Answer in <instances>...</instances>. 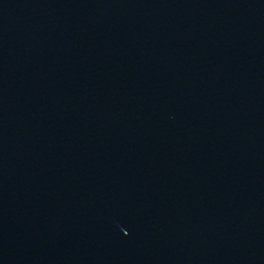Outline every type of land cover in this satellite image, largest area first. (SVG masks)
I'll return each mask as SVG.
<instances>
[{"label":"water","instance_id":"obj_1","mask_svg":"<svg viewBox=\"0 0 264 264\" xmlns=\"http://www.w3.org/2000/svg\"><path fill=\"white\" fill-rule=\"evenodd\" d=\"M0 264H264V0H0Z\"/></svg>","mask_w":264,"mask_h":264}]
</instances>
